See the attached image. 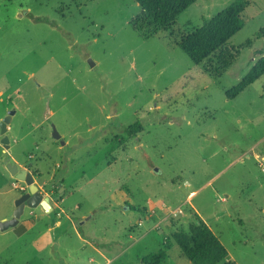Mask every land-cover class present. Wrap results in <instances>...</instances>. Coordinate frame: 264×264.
Listing matches in <instances>:
<instances>
[{
    "label": "rangeland",
    "instance_id": "374dc122",
    "mask_svg": "<svg viewBox=\"0 0 264 264\" xmlns=\"http://www.w3.org/2000/svg\"><path fill=\"white\" fill-rule=\"evenodd\" d=\"M232 1L196 0L162 29L133 0H0V121L14 110L0 219L27 191L11 163L54 203L20 219L65 221L42 252L21 222L0 231V264H145L159 248L160 264H191L165 239L193 213L225 246L220 264H264V74L225 97L264 56V0H248L224 69L176 45Z\"/></svg>",
    "mask_w": 264,
    "mask_h": 264
},
{
    "label": "trees",
    "instance_id": "16d2710c",
    "mask_svg": "<svg viewBox=\"0 0 264 264\" xmlns=\"http://www.w3.org/2000/svg\"><path fill=\"white\" fill-rule=\"evenodd\" d=\"M133 1L158 27L166 29L196 0ZM248 4V0H233L214 16L204 18L198 28L181 37L176 45L194 64H199L210 55L215 54L218 65L224 69L232 62L231 55L224 48V44L243 28L245 24L243 11ZM216 72L219 74L218 70ZM263 74L264 56H261L250 70L225 92V97L228 100L234 99ZM141 130L142 122L138 119L123 129L124 133L131 138H135ZM32 221L33 219L29 218L22 224L28 228ZM165 240L167 242L172 240L191 264H220L228 256L225 246L197 213L192 215L188 232L175 230ZM166 250L159 248L156 252L143 257L142 262L160 264L167 257Z\"/></svg>",
    "mask_w": 264,
    "mask_h": 264
},
{
    "label": "water",
    "instance_id": "95a60500",
    "mask_svg": "<svg viewBox=\"0 0 264 264\" xmlns=\"http://www.w3.org/2000/svg\"><path fill=\"white\" fill-rule=\"evenodd\" d=\"M93 65V63H91ZM14 110H8L6 115L0 121V144L8 149L10 147V140L8 136V125L10 124ZM50 115V112L47 111L45 118ZM52 128V138L58 140L60 144L64 145L65 142L61 137L60 133L57 131L54 124H51ZM7 169L11 176L15 177L18 180L24 181L27 185V191L22 193L16 200L14 204V210L10 218H4L0 220V231H4L10 227H15L21 215L24 213L25 208H35L42 207L45 212H50L52 206L50 204V197L48 195H42L39 191L38 185L34 181L33 174L29 171L19 170L16 164H7ZM59 186L61 184L59 183Z\"/></svg>",
    "mask_w": 264,
    "mask_h": 264
},
{
    "label": "crops",
    "instance_id": "0c3cea01",
    "mask_svg": "<svg viewBox=\"0 0 264 264\" xmlns=\"http://www.w3.org/2000/svg\"><path fill=\"white\" fill-rule=\"evenodd\" d=\"M50 204H51V206L53 208L54 207V203L50 202ZM36 210H37V214H40L39 211L42 210V209L40 207H38ZM11 216H12V213L10 214V217ZM66 217L68 219H70V217H68L67 215H66ZM4 218H7V216L6 217H2L1 219H4ZM32 219H33L32 224L28 228L24 227L25 229L22 230L20 233H16V235L18 236V238L19 237L24 238L25 236H27V238H26L27 241H28V238H29L30 241H31L30 242L31 245H33L35 248L39 249V252H42V251L46 250V247L48 246V244L52 243L51 235L53 234V230L61 228V226L63 225V222H65V221H63L64 219H59L55 223H51V220H52V218H51L50 222L48 224H46V222H45L46 219L44 218V215L40 219H34V218H32ZM25 220H27V219H25ZM25 220L24 219H19L18 224L20 222H21V224L24 223ZM70 226L75 229V225L74 224H72V225L70 224ZM8 230H9V228L4 230V231H2V232H6ZM109 261L107 259V262H109Z\"/></svg>",
    "mask_w": 264,
    "mask_h": 264
},
{
    "label": "built area",
    "instance_id": "2783aa9c",
    "mask_svg": "<svg viewBox=\"0 0 264 264\" xmlns=\"http://www.w3.org/2000/svg\"><path fill=\"white\" fill-rule=\"evenodd\" d=\"M257 163H258L259 168L264 172V159H261ZM178 212H181V210H178Z\"/></svg>",
    "mask_w": 264,
    "mask_h": 264
}]
</instances>
